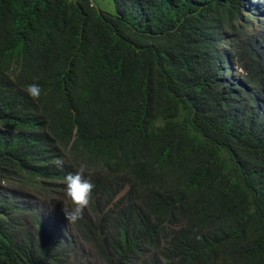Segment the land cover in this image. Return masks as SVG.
I'll list each match as a JSON object with an SVG mask.
<instances>
[{"label":"trees","instance_id":"16d2710c","mask_svg":"<svg viewBox=\"0 0 264 264\" xmlns=\"http://www.w3.org/2000/svg\"><path fill=\"white\" fill-rule=\"evenodd\" d=\"M113 1L0 0V264H264V0Z\"/></svg>","mask_w":264,"mask_h":264},{"label":"clouds","instance_id":"9594fccd","mask_svg":"<svg viewBox=\"0 0 264 264\" xmlns=\"http://www.w3.org/2000/svg\"><path fill=\"white\" fill-rule=\"evenodd\" d=\"M24 90L36 101L39 100L42 92L41 87L36 83L27 85ZM53 163L57 167L62 168L64 161L57 158ZM87 170V165L82 163L75 173H69L63 178L65 196L71 201L72 205L71 208L65 206L62 209L68 224H75L82 219L84 210L90 204L94 184L90 179L85 178V172Z\"/></svg>","mask_w":264,"mask_h":264},{"label":"rangeland","instance_id":"374dc122","mask_svg":"<svg viewBox=\"0 0 264 264\" xmlns=\"http://www.w3.org/2000/svg\"><path fill=\"white\" fill-rule=\"evenodd\" d=\"M95 6L105 12L115 13L116 8L113 0H91ZM250 36L245 40L244 45L250 41L252 44L255 41L256 54L259 55L261 61V67L256 68L253 72V76L262 77L264 80V43L260 42L261 37H264V31L257 26V24L253 25L252 30L249 32ZM240 66V65H239ZM246 73L250 74L248 70Z\"/></svg>","mask_w":264,"mask_h":264}]
</instances>
